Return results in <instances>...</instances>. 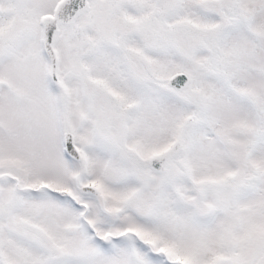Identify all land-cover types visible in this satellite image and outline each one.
<instances>
[{
  "label": "snow or ice",
  "instance_id": "6c2138e0",
  "mask_svg": "<svg viewBox=\"0 0 264 264\" xmlns=\"http://www.w3.org/2000/svg\"><path fill=\"white\" fill-rule=\"evenodd\" d=\"M0 264H264V0H0Z\"/></svg>",
  "mask_w": 264,
  "mask_h": 264
}]
</instances>
